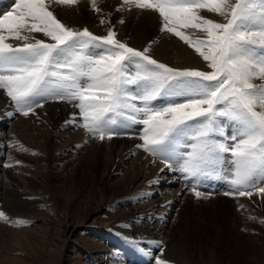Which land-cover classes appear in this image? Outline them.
I'll list each match as a JSON object with an SVG mask.
<instances>
[{
	"label": "snow or ice",
	"instance_id": "obj_1",
	"mask_svg": "<svg viewBox=\"0 0 264 264\" xmlns=\"http://www.w3.org/2000/svg\"><path fill=\"white\" fill-rule=\"evenodd\" d=\"M80 3L15 0V8L0 15V90L15 113L28 117L50 101L70 103L79 111L65 123L100 141L142 125L136 147L153 164L196 180L220 177L230 165L232 190L223 195L264 197V0H122L117 11H156L161 32L193 48L208 70L159 62L149 48L117 39L113 27L102 36L73 28L51 7ZM90 5L102 12L99 0ZM191 191L207 195L198 185ZM0 219L10 218L0 211Z\"/></svg>",
	"mask_w": 264,
	"mask_h": 264
},
{
	"label": "rangeland",
	"instance_id": "obj_2",
	"mask_svg": "<svg viewBox=\"0 0 264 264\" xmlns=\"http://www.w3.org/2000/svg\"><path fill=\"white\" fill-rule=\"evenodd\" d=\"M14 1L0 0V14ZM121 3L99 0L100 13L92 10L90 0L51 7L62 22L87 27L95 35L101 34L92 28L113 27L117 32L125 27V37L120 39L117 32V39L141 51L147 47L154 59L176 67L151 53L148 35L140 48L127 41L145 15L137 11L140 9L117 11ZM203 14L219 19L214 13ZM101 19L110 23L101 24ZM160 23L157 29H161ZM182 30L193 39L204 38L198 30ZM142 127L132 125L130 135L141 134ZM227 131L230 134L231 129ZM47 132L25 130L13 140L4 138L9 143L0 154V196L6 203L0 201V211L10 219H0V264H104L96 258L105 249L107 264H156L160 258L171 264H264V197L223 195L232 190L230 165L220 177L199 180L185 179L174 171L185 190L173 208L158 214L150 202L156 199L150 197L151 184L144 182L146 175L137 168L124 165L105 148L97 152L90 145H81L78 151L66 149L70 137L49 140ZM193 185L207 195L197 198L191 191ZM28 194L38 203L34 209L21 205ZM18 220L28 224L15 226ZM70 220L78 225L71 242L64 232Z\"/></svg>",
	"mask_w": 264,
	"mask_h": 264
},
{
	"label": "bare ground",
	"instance_id": "obj_3",
	"mask_svg": "<svg viewBox=\"0 0 264 264\" xmlns=\"http://www.w3.org/2000/svg\"><path fill=\"white\" fill-rule=\"evenodd\" d=\"M81 1L83 4V2H86L87 0ZM132 9V12H136L137 10V8L134 7ZM137 11L144 14L145 17H142L141 24L136 22L137 24L135 25L138 27L135 28L132 33H130L129 36H131V39L130 41L127 40L128 42L135 45L136 47H143L142 43L147 41L148 35L151 43L155 41V43H152L153 50L151 51V53L158 59H162L179 68L200 69L206 67V65L203 64L200 60L197 53L193 51L189 46L182 43L180 40H176L172 35L166 32H161L160 29H157V23H160L161 17L156 11ZM157 19L159 20V22ZM77 26L80 27L73 26V28H82L81 25ZM108 28L105 29L96 27L92 28L91 30L98 34L105 35L108 32ZM149 28L152 29L151 32ZM146 30H148L149 32ZM125 31V27L122 26L117 29L120 39H123L125 37ZM36 35L40 36L41 34ZM9 99L10 98L5 95L4 91L0 90V154L3 148L7 146L6 142L9 143V141L5 139H11L12 137L16 136L19 137L21 132L25 130L37 131L39 129H45L49 131L47 132V138L49 140L53 138L60 139L65 136L70 137V139L64 144L67 147L66 149L78 151L81 145H90V148L97 152L105 148L107 154L116 156V158L120 159V162H122L124 165L128 164L133 168H137L136 170H138V172L140 171L143 173L142 176L146 175L144 182L147 183V185L151 184L149 185L151 189L148 188V191H150V197H152V199H154L153 197L156 198L150 201L151 204H153V208H155L153 210L154 212L157 211V213L159 214L164 210V208H173L175 202L181 199V195L185 190V184H183V182H180L176 177V173L180 174V172L176 171L175 173L174 171H170L165 168L164 164L162 163L153 164V157L148 153H145L142 149L136 147V145L141 143V140L139 139L140 134H127L115 137L112 140L100 141L97 138L90 137V135L84 128L77 127L75 124L65 123L66 121L72 119L73 113L79 111L73 106V104L65 103L62 101H50L48 103H45L42 108H37L36 115H29L28 117H25L19 113H15V109L11 106V101ZM8 112H14L15 114L9 116L7 114ZM4 129L6 130V132L4 131ZM51 134L52 137L50 136ZM45 136L44 139L46 138ZM47 138L45 140H47ZM161 169L164 170L161 171ZM138 172H136V174ZM159 175H162V179L159 178ZM152 181L157 182L152 183ZM31 195L32 194H28V196H26V199L22 202L21 205L23 206V209H34L36 206H38L35 198L34 200H30L32 199V197L29 199ZM1 197L2 196H0V201L3 202ZM147 205L148 204H146V206ZM97 209L99 210V208ZM77 227L78 225L72 220H70L66 224L64 232L66 233V239H68V241L71 242V235L77 230ZM25 240L27 242V239ZM64 242L66 243V240ZM107 251L108 249L100 250L96 259H99L98 261L101 263L107 264L105 263L108 254ZM100 259L104 260L101 261Z\"/></svg>",
	"mask_w": 264,
	"mask_h": 264
}]
</instances>
